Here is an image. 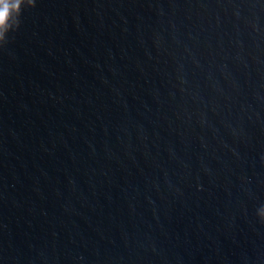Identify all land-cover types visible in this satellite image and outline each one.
Here are the masks:
<instances>
[{
    "label": "water",
    "instance_id": "water-1",
    "mask_svg": "<svg viewBox=\"0 0 264 264\" xmlns=\"http://www.w3.org/2000/svg\"><path fill=\"white\" fill-rule=\"evenodd\" d=\"M23 6L0 264H264V0Z\"/></svg>",
    "mask_w": 264,
    "mask_h": 264
},
{
    "label": "clouds",
    "instance_id": "clouds-1",
    "mask_svg": "<svg viewBox=\"0 0 264 264\" xmlns=\"http://www.w3.org/2000/svg\"><path fill=\"white\" fill-rule=\"evenodd\" d=\"M25 0H0V42H4L10 32L20 26V18ZM35 7V0H28V9Z\"/></svg>",
    "mask_w": 264,
    "mask_h": 264
}]
</instances>
